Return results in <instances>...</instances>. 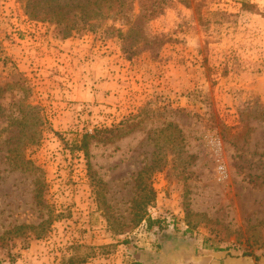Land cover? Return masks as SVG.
<instances>
[{"label": "rangeland", "instance_id": "obj_1", "mask_svg": "<svg viewBox=\"0 0 264 264\" xmlns=\"http://www.w3.org/2000/svg\"><path fill=\"white\" fill-rule=\"evenodd\" d=\"M122 1L97 27L90 0H0V263L137 264L167 233L264 259V0ZM154 159L161 235L133 202Z\"/></svg>", "mask_w": 264, "mask_h": 264}, {"label": "trees", "instance_id": "obj_2", "mask_svg": "<svg viewBox=\"0 0 264 264\" xmlns=\"http://www.w3.org/2000/svg\"><path fill=\"white\" fill-rule=\"evenodd\" d=\"M34 1L38 0H25V5L28 10V12L32 16H36L38 14L34 13V7H38L39 5L35 6ZM41 1V0H39ZM46 1V0H43ZM90 3L92 4L94 8V13L91 15V18L94 20L95 25L97 27L103 26L104 20L109 19L113 17L114 15L120 13L122 9L125 7V3L122 0H90ZM39 12V11H38ZM45 17L44 19L46 20H52L58 23H65L67 19L66 13L63 12V9H55V10H48L45 12ZM97 22V23H96ZM138 27L136 24H130L128 29L124 31L121 27L120 28H114L113 31L119 36V38H122V40H129L130 43V51L135 50L137 46L141 44V40L134 39V30H136ZM14 73V72H13ZM15 76L19 77V80L23 81L25 78L21 77L22 74L21 72H15ZM21 87V86H19ZM22 88V87H21ZM32 108V106H30ZM124 128H121L120 126H117L116 128H101L97 129L94 133H89L85 132L81 139H80V144L76 146V148L84 150L86 153H88V146L90 143V139L97 138L99 140L102 139H107L110 138L111 135H115L116 133H120L123 131ZM176 139L181 138L180 130L179 128L176 129ZM191 157H194L191 155ZM25 162L31 163V161L24 160ZM162 164L154 159L151 164L145 165L144 167L141 168V170L138 173L137 179H136V189L139 193V195L133 199V202L135 203V207L137 212H135V215L137 218L140 220L146 219L147 221V226L149 228H152L154 224L158 225L159 229V234L161 235L163 230H164V220L161 218H152L148 214V206L155 200V190L154 188L147 182V178L151 175V173L155 169H160ZM145 174L147 176L145 180ZM141 194V195H140ZM22 227V226H21ZM30 227H34V225H31ZM168 234V233H167ZM167 234L163 237L166 238ZM165 238H161V244ZM161 244L159 246H161ZM256 260H258V256H256ZM84 258H80L76 262H84ZM76 262H71V263H76Z\"/></svg>", "mask_w": 264, "mask_h": 264}, {"label": "crops", "instance_id": "obj_3", "mask_svg": "<svg viewBox=\"0 0 264 264\" xmlns=\"http://www.w3.org/2000/svg\"><path fill=\"white\" fill-rule=\"evenodd\" d=\"M132 253L130 257L135 258L137 264H264V259L252 263L250 258L226 256V252L211 251L197 245L195 241L180 242L178 237L173 236L166 237L161 246L149 245L144 249L133 250ZM30 261L31 264H39L38 261Z\"/></svg>", "mask_w": 264, "mask_h": 264}]
</instances>
